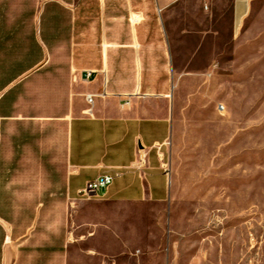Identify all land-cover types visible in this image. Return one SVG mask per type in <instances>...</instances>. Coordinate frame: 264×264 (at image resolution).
<instances>
[{"label": "crops", "instance_id": "0c3cea01", "mask_svg": "<svg viewBox=\"0 0 264 264\" xmlns=\"http://www.w3.org/2000/svg\"><path fill=\"white\" fill-rule=\"evenodd\" d=\"M260 1L0 0V264L141 258L158 224L145 211L173 196L165 157L192 123L182 92L211 82L222 52L191 62L226 26L239 42Z\"/></svg>", "mask_w": 264, "mask_h": 264}, {"label": "rangeland", "instance_id": "374dc122", "mask_svg": "<svg viewBox=\"0 0 264 264\" xmlns=\"http://www.w3.org/2000/svg\"><path fill=\"white\" fill-rule=\"evenodd\" d=\"M263 2L239 42L226 26L223 43L192 60L191 68L205 69L211 51L222 52L218 75L205 85L191 76L182 92L191 106L180 116L192 123L180 124L175 152L165 157L173 196L145 211L157 228L128 264H264Z\"/></svg>", "mask_w": 264, "mask_h": 264}, {"label": "built area", "instance_id": "2783aa9c", "mask_svg": "<svg viewBox=\"0 0 264 264\" xmlns=\"http://www.w3.org/2000/svg\"><path fill=\"white\" fill-rule=\"evenodd\" d=\"M90 74L89 72L88 76ZM117 176H119V173H115L114 175L103 174L94 180L88 181L85 187L80 191V196L87 199L101 197L102 192L106 191L112 185Z\"/></svg>", "mask_w": 264, "mask_h": 264}]
</instances>
